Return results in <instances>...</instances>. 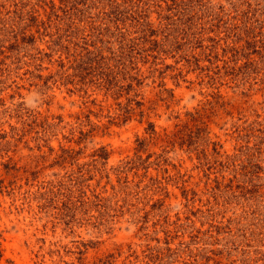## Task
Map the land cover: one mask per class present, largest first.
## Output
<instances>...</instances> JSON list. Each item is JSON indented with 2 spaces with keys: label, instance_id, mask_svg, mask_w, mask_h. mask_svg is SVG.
<instances>
[{
  "label": "rangeland",
  "instance_id": "1",
  "mask_svg": "<svg viewBox=\"0 0 264 264\" xmlns=\"http://www.w3.org/2000/svg\"><path fill=\"white\" fill-rule=\"evenodd\" d=\"M0 264H264V0H0Z\"/></svg>",
  "mask_w": 264,
  "mask_h": 264
}]
</instances>
